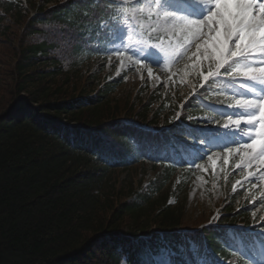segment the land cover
<instances>
[{
    "label": "trees",
    "instance_id": "1",
    "mask_svg": "<svg viewBox=\"0 0 264 264\" xmlns=\"http://www.w3.org/2000/svg\"><path fill=\"white\" fill-rule=\"evenodd\" d=\"M56 1L40 0L27 21L22 1L0 0V38L23 27L8 82L0 69V264H121L124 255L140 264L138 237L187 225L189 189L173 178L176 167L139 156L140 145L164 147L178 131L157 135L118 118L158 127L175 108L155 91L120 94L116 79L99 85L100 58L87 46L92 30L48 7ZM241 193L227 195L222 221H251ZM196 234L214 252L224 243L219 230Z\"/></svg>",
    "mask_w": 264,
    "mask_h": 264
},
{
    "label": "snow or ice",
    "instance_id": "2",
    "mask_svg": "<svg viewBox=\"0 0 264 264\" xmlns=\"http://www.w3.org/2000/svg\"><path fill=\"white\" fill-rule=\"evenodd\" d=\"M107 5L111 7L105 9L106 16L100 18L98 24L99 29L107 33V42L112 45L105 47V52L121 54V49H130L135 43L136 52L142 54V59L157 55L160 57L159 63L177 54L180 45H174L172 37L179 40L206 35L204 47L210 49L209 58L214 61V71L210 70L204 80L211 78V82H215L223 79L229 86L227 91L241 98L236 100L235 106H225L233 109L232 114L227 115L230 123L201 130L212 135L222 131L235 135L241 128H246L242 136L244 142H235L239 148L227 150L230 153L242 150L243 156L247 157L246 163L255 159L264 162V2L107 0ZM144 21L148 22L147 27ZM202 28H207L208 33H202ZM131 34H135V41ZM154 39L158 43H152ZM208 107L214 110L213 105ZM179 115L176 114L177 118ZM203 123L209 125L208 120ZM260 228L253 243L258 241L264 245V223L260 224ZM228 246L232 247L231 244ZM233 250L245 254L240 248ZM169 264H173L171 257Z\"/></svg>",
    "mask_w": 264,
    "mask_h": 264
},
{
    "label": "rangeland",
    "instance_id": "3",
    "mask_svg": "<svg viewBox=\"0 0 264 264\" xmlns=\"http://www.w3.org/2000/svg\"><path fill=\"white\" fill-rule=\"evenodd\" d=\"M147 21H144L145 27H147ZM20 26H11V29L9 30V34L11 36V39L8 40L7 37H3L0 40V69L4 71V78L6 79V82H8L7 78V70L11 69L12 60V50L15 47V44L19 41L17 39V33L19 31ZM205 31V30H204ZM204 31L202 33H204ZM134 38L136 39L135 34ZM147 35V33H146ZM155 35V34H153ZM203 34H200L199 37H202ZM197 36H188L187 38L184 37L183 41L188 39H196ZM165 40H167V36L164 37ZM180 40V39H179ZM176 37H172L173 44H178ZM199 43V41H198ZM199 45V44H198ZM112 46V45H111ZM132 49L136 50L135 43L131 47ZM179 49V48H178ZM181 50V49H179ZM115 56L119 55L116 53H113ZM178 54V51H177ZM176 54V55H177ZM172 56L171 59H168L172 63L171 71L170 69L167 71V76L164 75L162 72V67L160 63L156 64L155 59H149L146 63L143 64V70L148 73L150 78H152V83H154V80L157 79V82L155 84H159V78L166 77L168 79V82L170 83L171 80L176 79V76L174 73L179 72L180 76L177 77V90L174 93V96H177L179 103H182V100H185L186 95L194 88H197L196 80L198 76L200 75L202 70H210L214 64L213 60L207 59V52L203 55L198 54L196 55V58L198 60L196 62L192 61H178L177 56ZM150 57V56H149ZM148 57V58H149ZM204 58V62L201 61V58ZM11 59V60H10ZM133 60L121 57L119 62L117 63V69L119 71L123 69H128L131 66H133ZM109 71H114V69ZM6 72V74H5ZM131 76L128 78L127 82L129 83L126 87L122 88L123 91H129L133 96L136 95L137 91L135 89L138 84H140V81H142L144 74L141 71H133L130 72ZM116 74V73H115ZM165 78V79H166ZM170 78V79H169ZM165 84V83H164ZM170 83L168 86H171ZM175 88V86H171V90ZM7 89V88H6ZM2 92H0V95ZM130 94V95H131ZM144 95V94H142ZM235 102L231 105L235 106ZM230 123V122H229ZM247 131L246 128H241L237 131L239 134L240 139L242 140V136ZM232 141V139L230 140ZM244 142V140H242ZM233 149H238V147L231 146ZM229 153L228 150H220L215 152L214 154H209V161H211V164L209 165V162L207 163L209 169H206L204 172L207 174L205 176L197 175L196 178H193L189 184L190 188V196H189V212H186L183 216V221L187 223L189 226H195L201 222H204L209 213L212 211L213 207L216 205H223L225 204V196H224V190L222 186V181L225 180V176L232 174L235 178V185H243L246 183H251V189L257 190L259 188L264 190V162H261L260 159L252 160L250 163H246L247 157L243 156V152H239L236 157H234V164L232 166V162L229 159ZM227 161V163H225ZM211 179L213 182L210 183L208 179ZM212 185V188L209 186ZM208 186V187H207ZM235 187V186H234ZM251 192V191H250ZM176 199L172 198V202H175ZM264 210V206L261 207L259 210ZM254 215V212L252 213ZM264 218V217H263ZM204 220V221H203ZM168 247V246H167ZM168 248L165 247V249H160L157 253L150 251V249H146L144 252V259L147 262H153V264H169V255H173L172 252L167 251ZM264 254V251H263Z\"/></svg>",
    "mask_w": 264,
    "mask_h": 264
}]
</instances>
